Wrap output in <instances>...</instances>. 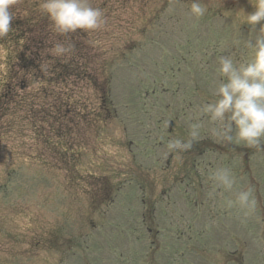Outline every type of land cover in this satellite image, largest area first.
I'll use <instances>...</instances> for the list:
<instances>
[{"label":"rangeland","instance_id":"obj_1","mask_svg":"<svg viewBox=\"0 0 264 264\" xmlns=\"http://www.w3.org/2000/svg\"><path fill=\"white\" fill-rule=\"evenodd\" d=\"M199 2L207 11L194 18L193 0H87L103 25L70 34L66 60L76 55L73 66L110 78L108 108L82 80L34 84L0 101V264H264V142H230L231 190L206 175L207 156L204 167L177 169L192 156L167 147L189 142L197 123L200 140L222 143L202 109L215 100L219 57L247 54L251 29L239 11H254L250 0ZM243 147L254 148L246 174ZM241 191L253 210L240 206ZM149 193L153 237L139 213Z\"/></svg>","mask_w":264,"mask_h":264},{"label":"clouds","instance_id":"obj_2","mask_svg":"<svg viewBox=\"0 0 264 264\" xmlns=\"http://www.w3.org/2000/svg\"><path fill=\"white\" fill-rule=\"evenodd\" d=\"M250 2L254 11L248 14L239 11L242 24H247L251 29L249 38L243 42L247 54L239 62L230 54L219 57L216 69L218 86L212 90L216 99L205 104L202 111L213 125V135L256 147L264 142V24L261 23L264 21V0ZM16 3L17 0H0V39L7 37L11 31L14 16L10 9ZM37 7L49 21L51 31L61 37L78 31L97 30L104 22L102 10L90 6L87 0H40ZM206 11L207 8L199 0H193L189 8V14L194 18L204 16ZM258 24L260 27L257 30ZM73 47L57 43L52 53L57 57L64 56ZM5 53L6 49L0 46V57ZM200 129V123L191 125L192 140L199 139ZM167 147L173 151L187 150L191 147V141L173 140ZM214 179L231 190L233 180L227 170L218 171ZM237 199L241 207L248 210L255 208L250 191L239 192Z\"/></svg>","mask_w":264,"mask_h":264},{"label":"trees","instance_id":"obj_3","mask_svg":"<svg viewBox=\"0 0 264 264\" xmlns=\"http://www.w3.org/2000/svg\"><path fill=\"white\" fill-rule=\"evenodd\" d=\"M27 1L23 0L21 8L17 10L14 7L10 9L14 16L11 31L7 37L0 39V46L6 49L5 55L0 57V67H2L0 70V101L5 100L9 95L14 96L15 92L23 93L30 87L32 88L34 84L52 83L74 87L75 82L82 80L93 88L96 95H101V107L108 108L110 78L97 75V73L96 77L94 73L90 76L92 71L88 69L86 63L73 66L76 55L72 56L70 62L66 60V54L60 57L55 56L52 49L57 43H62L67 47L74 39L69 35L61 37L53 33L49 27V21L42 16L37 5L31 7ZM223 11L228 12L229 6H225ZM63 105L65 107V102ZM72 107L74 113L76 102L72 103ZM101 107L98 109L97 119L98 114L101 115ZM107 108H104L105 119L111 117V112ZM76 113L79 114V112ZM107 190L105 188L103 192Z\"/></svg>","mask_w":264,"mask_h":264},{"label":"flooded vegetation","instance_id":"obj_4","mask_svg":"<svg viewBox=\"0 0 264 264\" xmlns=\"http://www.w3.org/2000/svg\"><path fill=\"white\" fill-rule=\"evenodd\" d=\"M194 89H195V92H197V89L195 88V84H194ZM213 95V93H212ZM216 99V98H215ZM205 140V139H204ZM194 141V140H190L191 141V147L187 150H183L185 151L186 153L190 152L188 154V157H191V159H184L182 157V160H181V163H180V166L177 165V169H179V167H190L192 165L193 162H198L196 164L193 165V167H196L197 166H200L201 167H204L199 161H202L201 158H203L204 156H207L208 157V160H207V170H206V175H212L213 172L217 173L218 171L220 170H227L230 175H232V169L229 168L230 166V158L227 159H224L225 157H227L229 155V153L232 151V148H231V143L230 141H228L227 139L223 138L222 139V143H214V140L213 143L212 141ZM208 145V146H207ZM208 149V153H201L200 150L201 148H206ZM254 149V148H252ZM252 149H249V148H246V147H243L240 149V156H241V159H240V163H242L243 165V169H244V172L246 173L247 172V167H248V160H249V157L251 156V153H252ZM259 151V148L256 149V152ZM210 158V159H209ZM171 159V156H169V158L165 161V165L164 167H166V170L170 168V160ZM227 160V161H226ZM206 161V160H205ZM204 162V161H203ZM179 172V170H178ZM205 172V171H203ZM202 172V173H203ZM212 182L213 179H212ZM211 182V183H212ZM217 182V181H216ZM210 187H213L210 185ZM218 191H219V188H218ZM155 197V194L154 193H149L144 200H142L145 204V206H148V212L150 211V207L152 205V203H150V201H152V199ZM152 210V208H151ZM153 212L150 211V214ZM149 225H151V223H149ZM148 233L152 235L153 233V229H150L148 228L147 229ZM155 232L157 233L158 232V229L155 230ZM153 237V236H152Z\"/></svg>","mask_w":264,"mask_h":264}]
</instances>
